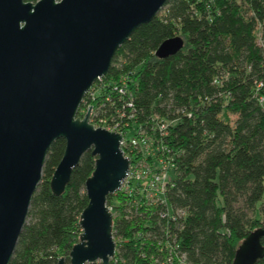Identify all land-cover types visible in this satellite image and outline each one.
<instances>
[{"label": "trees", "instance_id": "obj_1", "mask_svg": "<svg viewBox=\"0 0 264 264\" xmlns=\"http://www.w3.org/2000/svg\"><path fill=\"white\" fill-rule=\"evenodd\" d=\"M173 36L181 37V48L155 57L158 44ZM120 78V101L130 100L134 109L131 124L147 133L158 121L167 124L156 154L171 159L173 169L164 203L144 202L134 191L106 197L115 243L109 264H162L167 254L188 264H230L239 242L261 226L256 213H264L258 208L264 200V0H167L117 47L92 85L99 92L92 100L83 96L76 116L85 101H109L106 93L120 108L111 91ZM112 112L106 102L99 108L105 116ZM63 148L57 138L46 151L8 264H56L60 257L68 264L95 157L84 151L62 194L52 196L49 180ZM255 264H264V255Z\"/></svg>", "mask_w": 264, "mask_h": 264}, {"label": "water", "instance_id": "obj_2", "mask_svg": "<svg viewBox=\"0 0 264 264\" xmlns=\"http://www.w3.org/2000/svg\"><path fill=\"white\" fill-rule=\"evenodd\" d=\"M167 0H0V264H8L40 180L52 141L64 140L49 180L62 194L86 150L94 156L84 181L86 205L68 264H109L115 244L106 197L120 188L129 160L121 135L76 116L91 84L106 74L117 47ZM182 39L161 41L154 55L177 52ZM264 217L237 245L230 264H255L264 255ZM56 264H65L60 257Z\"/></svg>", "mask_w": 264, "mask_h": 264}, {"label": "built area", "instance_id": "obj_3", "mask_svg": "<svg viewBox=\"0 0 264 264\" xmlns=\"http://www.w3.org/2000/svg\"><path fill=\"white\" fill-rule=\"evenodd\" d=\"M100 80L101 77L97 78L95 81ZM94 82L85 93L90 100L99 92V87L92 86ZM260 85L261 83H257V86ZM124 87L125 81L123 78H120L116 85H112L111 91L117 94V99L119 101L122 100L121 95L125 93ZM109 95L111 94L106 93L103 97L104 100L109 101H98V105L96 106H93V101H85L84 105L90 106L87 121L94 128L100 127L121 135L119 148L123 156L129 160V164L126 176L121 182L118 191L128 196L134 191L144 202L158 201L164 203L162 202L163 200H161V196L169 172L173 169V163L167 156H157L156 152L157 148H160L159 139L166 134L167 124L158 121L154 127H150L149 133H147L140 125L131 124L133 122L131 120L134 116V109L132 108L131 101L128 99L120 101L122 102V106L118 108L115 107L116 105L114 106L116 101H112ZM105 102L108 103L113 110L112 114L108 116L99 113L100 106H103ZM126 108L128 110H126ZM129 122L130 127L128 126ZM167 213V215H169L168 211ZM175 215L179 217L182 216L183 213L177 211ZM162 264L188 263L185 262L183 257H177L175 260H172L170 255L167 254Z\"/></svg>", "mask_w": 264, "mask_h": 264}, {"label": "rangeland", "instance_id": "obj_4", "mask_svg": "<svg viewBox=\"0 0 264 264\" xmlns=\"http://www.w3.org/2000/svg\"><path fill=\"white\" fill-rule=\"evenodd\" d=\"M257 33H256V41L260 44V43H262V36H261V34L263 33V30H262V27H258V29H257V31H256ZM259 37V38H258ZM263 45V44H262ZM88 105H84V106H82L79 110H78V117L79 118H81L82 116H83V114L86 112V110H87V107ZM89 114V113H88ZM262 185H263V187H264V178L262 179ZM257 207L258 206H256V209H257ZM261 207H264V200H262L261 201V203H260V207H258V208H261ZM263 217H264V213H262L261 211L259 212H257L256 213V219L257 220H259L260 222H262V220H263ZM113 242H114V240H113ZM115 244V243H114Z\"/></svg>", "mask_w": 264, "mask_h": 264}]
</instances>
